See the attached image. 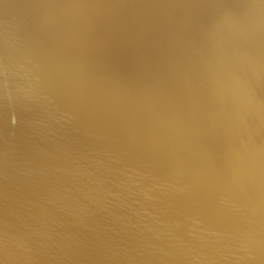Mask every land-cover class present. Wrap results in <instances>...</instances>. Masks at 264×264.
<instances>
[{
  "label": "bare ground",
  "instance_id": "bare-ground-1",
  "mask_svg": "<svg viewBox=\"0 0 264 264\" xmlns=\"http://www.w3.org/2000/svg\"><path fill=\"white\" fill-rule=\"evenodd\" d=\"M0 264H264V0H0Z\"/></svg>",
  "mask_w": 264,
  "mask_h": 264
}]
</instances>
